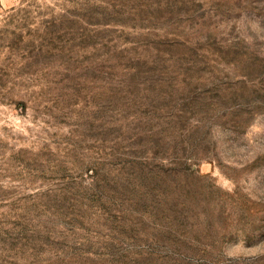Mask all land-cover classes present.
Returning a JSON list of instances; mask_svg holds the SVG:
<instances>
[{
  "label": "rangeland",
  "instance_id": "rangeland-1",
  "mask_svg": "<svg viewBox=\"0 0 264 264\" xmlns=\"http://www.w3.org/2000/svg\"><path fill=\"white\" fill-rule=\"evenodd\" d=\"M0 264H264V0H0Z\"/></svg>",
  "mask_w": 264,
  "mask_h": 264
}]
</instances>
